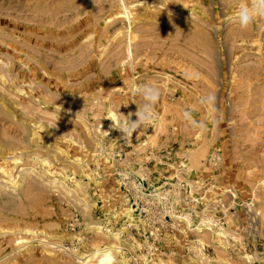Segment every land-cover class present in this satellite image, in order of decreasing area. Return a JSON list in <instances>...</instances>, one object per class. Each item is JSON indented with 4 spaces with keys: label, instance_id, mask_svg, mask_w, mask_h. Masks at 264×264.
<instances>
[{
    "label": "rangeland",
    "instance_id": "374dc122",
    "mask_svg": "<svg viewBox=\"0 0 264 264\" xmlns=\"http://www.w3.org/2000/svg\"><path fill=\"white\" fill-rule=\"evenodd\" d=\"M246 3L0 0V264H264V20L241 30ZM140 84L160 98L126 140L113 121Z\"/></svg>",
    "mask_w": 264,
    "mask_h": 264
},
{
    "label": "clouds",
    "instance_id": "9594fccd",
    "mask_svg": "<svg viewBox=\"0 0 264 264\" xmlns=\"http://www.w3.org/2000/svg\"><path fill=\"white\" fill-rule=\"evenodd\" d=\"M258 20H264V0H248V3L239 7L235 17V22L241 30L247 29ZM135 94L141 99L137 111L128 116L119 114L123 117L119 124L113 121V127L118 129L121 133V138L126 140H130L134 134H137L142 128L152 122L155 115V105L160 98V90L154 84L136 86ZM212 100L213 97L209 96L202 103H210ZM116 112H118V109ZM133 115L136 117L135 120L131 118ZM183 117L191 126L203 128V124H198L192 118L190 111H185Z\"/></svg>",
    "mask_w": 264,
    "mask_h": 264
},
{
    "label": "bare ground",
    "instance_id": "6f19581e",
    "mask_svg": "<svg viewBox=\"0 0 264 264\" xmlns=\"http://www.w3.org/2000/svg\"><path fill=\"white\" fill-rule=\"evenodd\" d=\"M94 255L97 258L96 264H111L112 256L107 248L103 250H97Z\"/></svg>",
    "mask_w": 264,
    "mask_h": 264
}]
</instances>
